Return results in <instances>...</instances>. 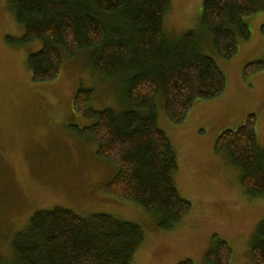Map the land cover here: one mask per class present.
<instances>
[{
    "label": "trees",
    "instance_id": "trees-1",
    "mask_svg": "<svg viewBox=\"0 0 264 264\" xmlns=\"http://www.w3.org/2000/svg\"><path fill=\"white\" fill-rule=\"evenodd\" d=\"M171 0H14L12 8L26 44L42 40L28 64L33 80H54L63 69L62 48L70 55L97 47L92 67L105 78L125 79L126 107L96 108L94 89L78 87L71 115L90 121L84 131L97 143L96 152L118 165L106 184L112 197L127 199L158 217L170 230L191 211L192 200L176 184L179 151L160 126L157 101L164 97L167 117L183 122L199 99L217 98L227 88V76L215 58L203 50L202 29H189L178 40L165 31ZM264 10V0H204L202 27L212 34L215 51L228 59L249 39L245 18ZM9 39H13L8 35ZM264 67L251 61L245 75ZM258 115L249 113L236 128L221 131L215 149L229 153L242 170V186L252 197L264 194V147L257 135ZM252 241L254 264H264V220ZM12 264H132L145 243L139 222L109 212L80 214L63 205L39 208L27 225L14 233ZM234 248L216 239L207 264H230ZM179 264H196L191 258Z\"/></svg>",
    "mask_w": 264,
    "mask_h": 264
},
{
    "label": "rangeland",
    "instance_id": "rangeland-1",
    "mask_svg": "<svg viewBox=\"0 0 264 264\" xmlns=\"http://www.w3.org/2000/svg\"><path fill=\"white\" fill-rule=\"evenodd\" d=\"M13 1L0 0V264H12L14 233L27 225L34 211L57 205L84 215L109 212L139 222L145 243L132 264H179L186 258L207 264L206 254L217 238L234 248L230 264H254L251 245L264 220V194L252 197L246 192L242 170L232 164L228 151L215 149V142L222 130L242 125L255 112L264 147V67L247 75L244 71L251 61L264 60V10L245 18L251 27L249 39L241 40L238 52L224 59L215 51L212 34L202 27L204 0H171L164 19L170 39L202 29L203 50L219 62L228 85L217 98L197 100L179 123L167 117L164 97L158 98L160 126L179 151L176 184L193 202L181 223L167 230L137 203L106 192L118 165L97 154L94 139L74 128L91 123L70 112L79 86L94 89L96 108L121 110L126 107V80L116 82V77L94 71L97 47L75 55L62 48L61 73L54 80H33L27 58L42 48V40L18 43L25 26L14 16Z\"/></svg>",
    "mask_w": 264,
    "mask_h": 264
},
{
    "label": "crops",
    "instance_id": "crops-1",
    "mask_svg": "<svg viewBox=\"0 0 264 264\" xmlns=\"http://www.w3.org/2000/svg\"><path fill=\"white\" fill-rule=\"evenodd\" d=\"M224 92H225V91H224ZM193 114H194V116L197 115L196 113H193ZM245 117H246V115H245ZM246 118H247V117H246Z\"/></svg>",
    "mask_w": 264,
    "mask_h": 264
},
{
    "label": "bare ground",
    "instance_id": "bare-ground-1",
    "mask_svg": "<svg viewBox=\"0 0 264 264\" xmlns=\"http://www.w3.org/2000/svg\"><path fill=\"white\" fill-rule=\"evenodd\" d=\"M43 95V94H42Z\"/></svg>",
    "mask_w": 264,
    "mask_h": 264
}]
</instances>
